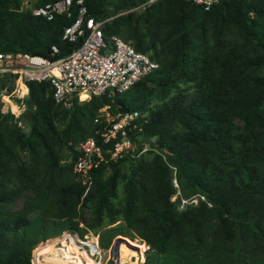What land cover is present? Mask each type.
<instances>
[{"label": "trees", "instance_id": "16d2710c", "mask_svg": "<svg viewBox=\"0 0 264 264\" xmlns=\"http://www.w3.org/2000/svg\"><path fill=\"white\" fill-rule=\"evenodd\" d=\"M46 1L53 0L21 9L20 0H0V50L56 58L76 45L62 37L76 10L52 19L32 12ZM146 1L84 4L89 15L107 18L105 37L129 41L158 62L155 69L122 93L73 94L68 104L55 101L49 80L30 81L25 136L0 111V264H32L40 241L81 232L79 209L89 201L97 221L123 222L108 228L105 245L125 230L147 244L142 264H264V0H217L207 9L191 0ZM12 83L0 76V89ZM105 104L112 113L139 110L135 139L157 150L101 160L82 181L72 167L80 141L96 137L108 156L105 121L94 120ZM19 143L29 151L23 162ZM125 160L133 163L115 205L114 173L105 172ZM25 190L32 195L19 209L6 205ZM188 196L197 202L179 209Z\"/></svg>", "mask_w": 264, "mask_h": 264}, {"label": "built area", "instance_id": "2783aa9c", "mask_svg": "<svg viewBox=\"0 0 264 264\" xmlns=\"http://www.w3.org/2000/svg\"><path fill=\"white\" fill-rule=\"evenodd\" d=\"M191 1L207 9L217 0ZM73 9L76 16L63 27L62 37L76 45L65 55L48 58L19 49L0 50V76L7 74L13 79L11 88L0 92L1 112L12 116L21 114L25 110L29 82L33 80H49L55 101L68 104L73 94L82 100L91 94L122 93L158 66L156 60L135 49L121 36L112 34L105 37L102 26L107 18L96 19L89 15L84 0L46 1L31 8L34 14L46 19H52L56 14L71 16ZM51 48L57 51L56 45ZM8 102L16 103L20 109L12 112ZM140 116L143 114L137 109L111 113L109 104L101 106L94 120L105 121L100 136L102 143H109L105 149L108 156L105 157L103 146L96 137H85L76 146L77 155L72 167L77 177L86 181L89 170L101 160L116 159L125 154L136 156L148 149L157 150L150 140H142L139 146L135 139L141 131ZM172 182L178 186L174 176ZM192 198L197 201L196 196ZM75 239L94 264H104L106 257L98 236Z\"/></svg>", "mask_w": 264, "mask_h": 264}, {"label": "rangeland", "instance_id": "374dc122", "mask_svg": "<svg viewBox=\"0 0 264 264\" xmlns=\"http://www.w3.org/2000/svg\"><path fill=\"white\" fill-rule=\"evenodd\" d=\"M33 2H34V0H20V8L21 9H27V8L32 6ZM10 84L11 83L8 80L6 82V85H10ZM183 86L188 87L189 85L183 84ZM4 90L8 91L9 89H7V86H5V87L0 89V92H2ZM12 105H14L13 102H12ZM15 110L17 112L19 109H15ZM12 117L14 118L12 121H14L16 123V125L19 127L20 133L24 136L27 135L29 132V129H30V123H29L27 117H25V115L21 116V114H19L18 116H12ZM15 154H16V158L22 162L26 161L29 157V151H28L27 147L22 143H19L15 146ZM59 154H60L62 162H68L70 160L69 150H68V147L66 145H63L59 148ZM132 163H133V161H129V160L119 161L116 165V168H117L116 172H113V169L110 166H108L106 168L105 175H110L111 173H114V180L113 181H114V186H115V190H116V195L112 198V200L115 203V205H119L121 200H122L123 184H124V181L126 180V178L130 175ZM178 192H179V190H178V188H176V191L171 195V199H174ZM31 195H32V192L30 190H25L17 198L6 203V205L8 207H10L11 209H19L22 206L25 199ZM192 197L193 196L181 197L179 199V201L177 202V207L179 209H182L187 204L196 203L197 201L195 202ZM79 214H80L81 226H82L81 232L64 231L60 235L50 237L44 241H40L36 246L33 247L32 251H31V262H32V264H44L46 262H47V264H58V263L59 264H66L67 261H68L67 264H74L70 258H69V260H66V262L64 259L65 257L63 255L62 249H65L66 251H70L73 254H76L79 256V254L77 252H75L71 246H69L67 244L64 245L60 242L59 239H61V237L64 235V233H69L74 238H80V239H83L85 237L98 236V239L100 241V238H101V242L99 244L104 249L103 254L106 257L104 264H106V262L109 258H113L112 257V255H113L112 248H113V243H114L115 237L116 236H123V235H131L134 238H131L130 236H126V238L128 237L129 240L132 239V240H130L132 243H130L129 241H128L129 243H126L124 241L119 242V243H121L119 246V262H116V263L117 264H142L143 259H144V251L147 248V244L143 243V240L141 238L137 237L133 232L125 230L121 233L116 234L109 241V243L107 245L104 244V241L107 240V230L109 227H111V226H115V227H118V226L121 227L122 226V227H124L123 222L121 220H116L113 223H108L107 219L103 218L102 220L97 221L96 217L92 213L90 201L87 202V204H82L80 206ZM48 243L51 246L57 247V248H55L54 251L45 254V252H43L42 247L45 246V244L47 245ZM121 252L124 253V255H121ZM39 259L42 260V262H39ZM35 260H37V261H35ZM75 261L78 262L77 260H75Z\"/></svg>", "mask_w": 264, "mask_h": 264}, {"label": "bare ground", "instance_id": "6f19581e", "mask_svg": "<svg viewBox=\"0 0 264 264\" xmlns=\"http://www.w3.org/2000/svg\"><path fill=\"white\" fill-rule=\"evenodd\" d=\"M8 108L12 111V112H14V113H16V110L15 109H20V107L16 104V103H14V105H11V104H9L8 105ZM126 240H127V242L126 243H132L128 238H126V237H124ZM60 240V242L62 243V244H67V245H69V246H71L72 248H73V250L75 251V252H77L78 254H79V256L78 255H76V254H73L72 252H70V251H66L65 249H62L63 250V255H64V259H65V262H66V260H69V258L71 259V261H73V263L74 264H94L90 259H89V257L83 252V250L82 249H80V247H79V245L77 244V241H76V239L71 235V234H69V233H64V235L61 237V239H59ZM129 241V242H128ZM122 242V241H121ZM120 244L121 243H119V246H120ZM55 245V244H54ZM119 246H118V250H119ZM55 248H57V247H53V246H51L49 243L46 245L45 244V246H43L42 247V249H43V252H45V254H47V253H49V252H52V251H54L55 250ZM42 253V252H41ZM40 254V253H39ZM43 254V253H42ZM121 255H124V253H122L121 252ZM61 257V256H60ZM37 259V258H36ZM63 259V260H64ZM47 260V259H46ZM75 260H77L78 262H76ZM85 260V261H84ZM37 261V260H36ZM39 262H42V260H40L39 259ZM68 262V261H67ZM67 262H66V264H67ZM86 262V263H85ZM44 264H47V262L46 263H44ZM59 264V263H58Z\"/></svg>", "mask_w": 264, "mask_h": 264}, {"label": "water", "instance_id": "95a60500", "mask_svg": "<svg viewBox=\"0 0 264 264\" xmlns=\"http://www.w3.org/2000/svg\"><path fill=\"white\" fill-rule=\"evenodd\" d=\"M25 117H27L29 115V111L26 110L24 113ZM120 241H124L127 242V240L124 238V236H116L114 243H113V248H112V252H113V259L115 260V262H119V250H118V246H119V242Z\"/></svg>", "mask_w": 264, "mask_h": 264}]
</instances>
